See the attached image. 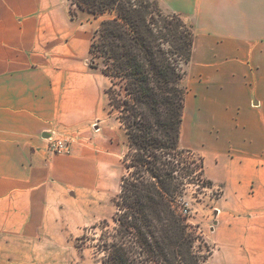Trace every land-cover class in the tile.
<instances>
[{
  "label": "crops",
  "instance_id": "crops-1",
  "mask_svg": "<svg viewBox=\"0 0 264 264\" xmlns=\"http://www.w3.org/2000/svg\"><path fill=\"white\" fill-rule=\"evenodd\" d=\"M155 1L198 24L179 148L220 187L200 227L208 262L264 264V0ZM70 21L65 0H0V264L53 260L64 225L119 191L126 135Z\"/></svg>",
  "mask_w": 264,
  "mask_h": 264
},
{
  "label": "trees",
  "instance_id": "trees-1",
  "mask_svg": "<svg viewBox=\"0 0 264 264\" xmlns=\"http://www.w3.org/2000/svg\"><path fill=\"white\" fill-rule=\"evenodd\" d=\"M68 1L71 19L77 10L109 15L93 32L88 64L109 79V112L127 139L114 226H92L102 231L95 245L100 264H209L212 247L175 204L186 184L196 186L202 176V161L199 169L186 167V161L199 166L179 148L191 26L155 0Z\"/></svg>",
  "mask_w": 264,
  "mask_h": 264
},
{
  "label": "rangeland",
  "instance_id": "rangeland-1",
  "mask_svg": "<svg viewBox=\"0 0 264 264\" xmlns=\"http://www.w3.org/2000/svg\"><path fill=\"white\" fill-rule=\"evenodd\" d=\"M66 5L69 8V1L65 0ZM101 17V18H100ZM104 17H109L108 14H104L102 16H99L98 18L100 21ZM74 21H70V33L69 36H72L74 33H77L78 36L82 35L83 38H76L75 42L77 44V48H82V50L86 51V58L89 60V54L87 52L89 43L91 41L93 30L96 29V27L99 24V20H96V18L87 12H80L79 10L76 11V16L73 18ZM188 25L191 26L192 31L196 37L198 24L197 21H185ZM194 50V42L192 46V53ZM89 62V61H88ZM192 54L190 61L184 66L185 75L182 79V87L185 90L186 93H190V83L192 80ZM105 96V101L106 100ZM106 111H108L109 116V122L114 121V117H116L114 112H109V105L106 103ZM123 129V128H122ZM78 137H76L75 141H69L70 142V150H71V144L72 143H78L83 144L81 141H78ZM127 146L125 144L123 153L120 155V158L117 162L118 169H119V177L117 179V183L119 184L120 176L124 173V166L122 163V157L123 154L126 152ZM68 153V152H67ZM192 154H189L191 157H193L198 166L195 165H189L186 161V164H184L186 167L199 169L201 165V158L198 154L195 152H191ZM185 156H188L185 153ZM188 160H191V158H187ZM204 178V177H203ZM193 181V180H192ZM220 192V187L218 186V191H212L210 189L200 187L198 188L193 183L186 184V188L181 196H178L176 199V206L180 212V204H186L185 206H182L186 208V222L191 225V227L196 231L197 233L202 234L200 227L206 229L207 225L210 224L208 221V218L211 217L210 209L212 207V200L217 197V195ZM117 196V195H116ZM104 198L102 202V207L100 208V212L96 213L94 212L92 216L86 217V218H79L76 217L75 219L71 220V223L69 225H64V229H62V235L64 236L62 240V244L54 249V257L53 260H47L46 258H42L43 253H46L44 250H40V261H36L35 264H100V260L103 257L102 253H96L97 246L96 243H98L97 238L102 234L101 228L96 227L92 228L93 225H99L102 221H107L108 227L107 229L111 230V228L114 226V222L112 221V215L115 211L114 206V199L116 198ZM181 213V212H180ZM183 214V213H182ZM101 226V225H100ZM105 229V228H103ZM84 237L83 240L81 237ZM78 245L80 247H78Z\"/></svg>",
  "mask_w": 264,
  "mask_h": 264
},
{
  "label": "built area",
  "instance_id": "built-area-1",
  "mask_svg": "<svg viewBox=\"0 0 264 264\" xmlns=\"http://www.w3.org/2000/svg\"><path fill=\"white\" fill-rule=\"evenodd\" d=\"M48 149L55 153H67L70 150V142L69 140L60 139V138L51 139ZM196 182H197L196 184L197 187H201V188L204 187L212 191L213 190L218 191V186H215L213 184H208L206 180L203 178V176H200L199 178H197ZM181 205L185 206L186 204H182V203L180 204L181 214L183 213V215H186L187 210L185 207L182 208Z\"/></svg>",
  "mask_w": 264,
  "mask_h": 264
},
{
  "label": "water",
  "instance_id": "water-1",
  "mask_svg": "<svg viewBox=\"0 0 264 264\" xmlns=\"http://www.w3.org/2000/svg\"><path fill=\"white\" fill-rule=\"evenodd\" d=\"M46 137V136H45Z\"/></svg>",
  "mask_w": 264,
  "mask_h": 264
}]
</instances>
